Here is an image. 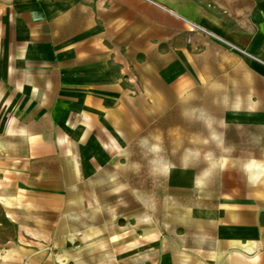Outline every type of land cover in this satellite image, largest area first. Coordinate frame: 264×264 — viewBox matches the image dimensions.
<instances>
[{"label":"crops","instance_id":"obj_1","mask_svg":"<svg viewBox=\"0 0 264 264\" xmlns=\"http://www.w3.org/2000/svg\"><path fill=\"white\" fill-rule=\"evenodd\" d=\"M143 105L220 146L112 215ZM0 264H264V0H0Z\"/></svg>","mask_w":264,"mask_h":264},{"label":"rangeland","instance_id":"obj_2","mask_svg":"<svg viewBox=\"0 0 264 264\" xmlns=\"http://www.w3.org/2000/svg\"><path fill=\"white\" fill-rule=\"evenodd\" d=\"M138 109L140 135L120 156L116 172L109 173L123 182L108 188L116 199L108 201L112 215L129 209L138 199L139 205L156 209L169 178L186 180L190 167L196 165L201 174L210 175L211 148L220 146V139L213 136L214 123L194 106H175L170 114L160 106ZM216 125L221 128L220 123Z\"/></svg>","mask_w":264,"mask_h":264}]
</instances>
